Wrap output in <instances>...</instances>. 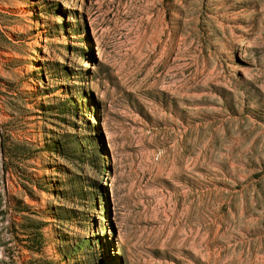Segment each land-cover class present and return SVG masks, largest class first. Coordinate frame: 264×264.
<instances>
[{"label":"rangeland","instance_id":"rangeland-1","mask_svg":"<svg viewBox=\"0 0 264 264\" xmlns=\"http://www.w3.org/2000/svg\"><path fill=\"white\" fill-rule=\"evenodd\" d=\"M0 264H264V0H0Z\"/></svg>","mask_w":264,"mask_h":264}]
</instances>
